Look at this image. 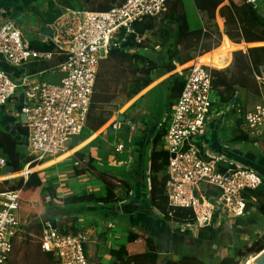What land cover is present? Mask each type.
I'll use <instances>...</instances> for the list:
<instances>
[{
  "label": "crops",
  "instance_id": "1",
  "mask_svg": "<svg viewBox=\"0 0 264 264\" xmlns=\"http://www.w3.org/2000/svg\"><path fill=\"white\" fill-rule=\"evenodd\" d=\"M124 1L0 0V23L12 20L27 39L40 40L49 35L50 30L45 28H49L65 9L103 11L101 9L113 8ZM212 1L200 0L205 6L201 10L195 0H168L161 17L153 22L154 29L146 30L141 35L143 47L139 51L152 58L169 53L174 58L190 56L194 59L201 56L210 69H228L227 76L231 72L238 73L239 67L233 64V54L241 51L248 67L252 69L248 51L264 46V39L260 38L259 33L262 26L251 29L232 22L230 2L238 5L240 0H222L214 12H211ZM246 2L256 8L264 20V0ZM174 15L185 17V25L181 30V23L166 20ZM166 26L169 30L167 33L170 34L163 32ZM227 27L231 28L234 36L238 33L235 38L228 37ZM208 48L211 50L203 53ZM129 51L135 53L137 50ZM174 64V70L161 76L156 75L159 70H153V82L133 98L134 102L130 106L129 103L123 104L117 110H111L107 127L103 126L98 132L82 130L75 136L78 138L77 143L70 145L69 141L63 154L48 157L34 163L32 167L24 166L20 174L7 170L3 174L2 170L6 165L0 167V191L5 187V184L1 186L4 181L9 184L6 190H11L14 181L18 179L16 176H19L18 180L22 179V183L26 182L27 179L22 175L28 171L29 174L36 173L43 186L42 190L34 186L18 188L21 189L24 204L17 213L18 227L13 237L12 256H9L7 264H26L27 258L30 264H56L53 255L41 248V232L38 227L41 220L53 215L56 216L55 220L67 217L72 219L73 227L86 234L84 253L88 264H119L112 251L123 247L128 256L142 254L150 249L148 241L158 255L156 264L186 258L189 259V264L191 261L197 264H218L224 258L233 257L237 248L260 239L264 233V183L261 185L263 191L259 193V198L252 194L253 190L243 192L247 209L242 217L227 219L220 211L215 214L211 225L196 228L191 224L192 221L181 219L183 210H180L177 219L167 216V162L162 164V157L157 156L159 152L163 155L167 152L163 145L164 135L157 142H154V137L156 132L161 131L162 125L167 126L166 118L179 95L178 91H169L172 81L176 76L184 79L191 60L184 64L174 60ZM35 67L36 64L31 62L14 68L0 56V68L5 69L14 79L26 75L32 81H44L41 80L43 78L51 81H44L50 84L60 82L63 75L61 72L52 70L51 67L35 72ZM253 75L258 93L235 84L239 96L234 105L222 102L216 90L212 89L213 113L199 136L197 145L200 157H216L221 168L245 167L264 177V136L258 140L250 139L243 129L245 113L256 104H264V87L257 83L256 73L253 72ZM157 88L161 89L159 98L155 100L158 108L162 109L160 113L154 114L157 108H152L150 101L146 105L148 112L137 107L138 103ZM10 101L15 103L10 102L12 105L0 108V132L11 133L22 142L23 132L14 129L16 117L21 118L17 115L19 99L15 100L13 97ZM121 116L123 119L119 120ZM116 121L119 122V127L115 130L112 123ZM19 148L27 155L23 145ZM77 151H83L96 159L107 173L108 181L113 186L115 201L108 204H64V198L69 196L105 194V185L97 173L85 171L77 174L74 165V154ZM1 158L3 156L0 150ZM213 190L218 191L215 188ZM130 234L139 236L129 240Z\"/></svg>",
  "mask_w": 264,
  "mask_h": 264
},
{
  "label": "built area",
  "instance_id": "2",
  "mask_svg": "<svg viewBox=\"0 0 264 264\" xmlns=\"http://www.w3.org/2000/svg\"><path fill=\"white\" fill-rule=\"evenodd\" d=\"M167 1L125 0L106 11L65 9L49 25L50 34L34 40L50 46L49 50L33 48L14 21L0 23V56L9 66L20 68L65 56L50 68L63 74L58 84L32 81L26 75L14 79L0 68V108L22 95L17 115L24 118L16 117L14 129L23 131L22 145L30 157L25 166L66 151L69 138L79 135L86 126L101 62L112 49L121 47L128 34H135V41L141 42L133 23L161 17ZM261 71L255 78L264 87V59ZM211 93V69L197 56L186 70L183 87L166 118L163 136L168 155L167 216L171 218L175 208H190L194 217L191 224L196 228L211 225L220 211L227 219L242 217L247 209L243 192L264 183V177L252 169L221 168L216 157H200L199 136L213 113ZM118 127V121L112 123L113 129ZM243 129L250 139L264 136V104H256L245 113ZM3 166L5 159L1 158L0 167ZM28 175L29 171L22 176L27 179ZM209 188L217 189L219 195L207 196ZM20 207L21 189L0 192V264H7L12 252ZM40 225L41 248L53 254L56 264H88L85 233L61 232L49 219L41 220Z\"/></svg>",
  "mask_w": 264,
  "mask_h": 264
},
{
  "label": "trees",
  "instance_id": "3",
  "mask_svg": "<svg viewBox=\"0 0 264 264\" xmlns=\"http://www.w3.org/2000/svg\"><path fill=\"white\" fill-rule=\"evenodd\" d=\"M72 1V0H70ZM197 6L203 10L205 6H203L200 3V0H195ZM222 2V0H213L210 4L213 8L211 12H214V9ZM240 4H234L232 1L230 2V8H231V16H232V22L235 24H239L240 26H246L248 28L254 29L258 26H262V30H259L260 38L264 39V20L261 19V16L259 15V12L256 8H254L250 3L246 2V0H240ZM103 11L109 10L107 8L101 9ZM158 18H147L140 22H134L133 23V29L134 33L141 36L144 34L146 30H153L154 29V20ZM177 21L178 23H181L179 26V29L185 25V17L184 16H171L167 17V21ZM231 28L227 27L226 34L230 39H233L237 36L238 33L235 34V36L232 34ZM179 30V31H180ZM169 31L167 29V26L164 28L163 32ZM170 34V33H167ZM167 34L165 36H167ZM164 36V37H165ZM135 34H128L125 42L121 44V47L118 49H112L108 57L106 59H116L118 61H124L129 60V63H131L133 67V71L135 74H138L137 77L134 78V80L131 82L129 86V92H128V100H130L132 97L139 94L143 89L148 87L154 80L152 71L159 68V72L156 74L158 76L164 75L166 73L171 72L175 69L174 60L178 62L179 64H184L186 62H189L192 60V57L187 56L184 58H174L170 55L159 57L157 55V58L147 57L146 53L139 51L140 48L143 47V42H136ZM218 45V44H217ZM31 46L33 48L39 49V50H49L51 49L50 46L40 44L39 42H36L34 40L31 41ZM135 49V53H130L129 50ZM211 48H208L203 53L209 52ZM201 53V55L203 54ZM248 57L250 60V63L252 65V69H250L247 65V60L244 54L241 51L235 52L233 54V64L235 66L239 67L238 73H230V76H227V73L229 72L228 69L225 70H215L211 69L212 74V89L216 90V92L219 95V98L222 102L228 104L230 100L234 97L237 89L234 87L235 84L238 86L245 88L246 90H249L253 93H258V88L254 82L253 72L256 74H262L261 66L264 59V46L254 47L251 48L248 51ZM65 58V56H59L56 57L52 61H35L34 64H36L35 72L46 70L49 67L54 66L56 63L62 61ZM105 59V60H106ZM103 60V61H105ZM102 61V62H103ZM101 62V64H102ZM49 63L51 64L49 66ZM141 63V65H139ZM100 64V65H101ZM99 69L97 72L96 82L97 78L99 77ZM184 84V79L181 76H176L172 81V86L169 88V91H178L180 93L182 87ZM96 86V83H95ZM95 86L94 91L91 98V103L88 111L87 116V127L89 131L96 132L98 129H100L109 119L110 113H108V116H98L95 113V107L94 103V93H95ZM18 108L20 106L18 105ZM161 131L156 132L157 134L154 137V142L159 141L160 137L164 135L166 131V126L162 125ZM128 130V129H127ZM21 132H23L21 130ZM163 133V134H161ZM22 142H19L11 133L6 132H0V150L1 155L5 159V165L8 167V171L13 173L21 172L24 166L27 162L30 161V157H28L20 148L19 146L22 145ZM154 155V154H153ZM158 157H162V164H166L168 160V155H163L162 152L157 153ZM164 156V158H163ZM75 161L77 162V165H75L77 174H81L85 171H92L97 173L98 177L102 180V182L105 185V194L104 195H96V194H85L80 196H69L64 198V204L73 205L77 203H100V204H108L109 202H113L114 200V193H113V186L111 185V182L108 181V175L105 171L102 170V167H100L93 157L86 155L83 151H77L74 154ZM30 166H34V163H31ZM223 170V169H221ZM22 179L18 181L16 185H14L11 190L18 189L20 186L24 187H38L43 189L42 183L40 182L39 178L37 177L36 173H31L28 175V178L26 182L22 183ZM8 184L7 181H4L2 185ZM6 190V189H5ZM4 190L2 189L3 192ZM261 191L263 189L258 187L257 189L252 191V194L259 198V193L261 194ZM208 195H219V191H214L212 189H208L206 192ZM167 211L169 210L168 202H167ZM180 210H183V214L180 216L179 212ZM180 216L183 220L193 221V213L190 208H175L173 210V214L171 218H176ZM55 215L50 216V221L53 222L54 226H56L61 232L64 233H77L78 231L73 227V220L70 218H61L60 220H55ZM180 219V220H181ZM39 224H37L38 226ZM40 232H41V225ZM137 236V234H130L129 240H134ZM149 244V250L145 253L138 254V255H132L128 256L124 250L123 247H121L117 251H112V255L115 256V258H118L119 264H156L158 260V255L153 251V246L150 241H148ZM264 249V241L261 239H257L255 242H253L250 245H244L243 247L237 248L235 251V254L233 257H227L222 259L218 264H239L240 259L256 255L260 251ZM125 252V253H124ZM51 255H53L51 252H48ZM120 255H124V257H121ZM54 257V256H53ZM237 258V260H236ZM189 259H182L180 261H173L168 262L167 264H189ZM190 264H197L195 261H191Z\"/></svg>",
  "mask_w": 264,
  "mask_h": 264
},
{
  "label": "rangeland",
  "instance_id": "4",
  "mask_svg": "<svg viewBox=\"0 0 264 264\" xmlns=\"http://www.w3.org/2000/svg\"><path fill=\"white\" fill-rule=\"evenodd\" d=\"M154 58L156 59L157 56H154ZM131 63H129V60L118 61L116 59H106L100 65L99 77L97 78L94 99H93L95 100V103H94L95 113L98 116L106 117L108 116V113L111 110H114V109L117 110L118 106H123V104L126 105L128 103L130 106V104L134 102L133 98L135 96L132 97L130 100L127 99L128 98L127 95L129 92V86L131 82L134 80V78L137 77L138 75L134 73ZM139 65H141V63H139ZM159 68L156 69V72L159 70ZM41 80L51 82L43 78ZM160 90H161L160 88H157L156 90H154L148 97L144 98L140 104L138 103L137 107L141 109H145V111L148 112L149 111L148 106L146 105L148 104V101H150L151 107L154 109L157 108L154 114L157 115L158 113H160L162 109L158 108V105L156 104V101H155L157 98H159L158 95L160 93ZM10 102L12 104L15 103V101H9L7 104H11ZM13 110L15 111L16 109L14 108ZM107 123L108 121L103 126L107 127L106 126ZM83 130H84L83 132H89L87 123ZM99 130L100 129H98V131ZM106 130H108V128H106ZM69 141H70V145H74L75 143H77L78 138L75 136L70 137ZM22 151L24 152L23 149ZM18 174H20V172H18ZM16 177L20 179L19 176H16ZM18 179L14 181V185L18 183L19 181ZM8 186L9 184H6L4 188L6 189ZM4 188L2 189L5 190ZM202 188L204 187L202 186ZM23 204L24 202L21 197V205ZM10 256H12V253L10 254ZM254 256L255 255H251V256L240 259L239 264H247L250 257H254ZM12 264H14V262H12ZM26 264H30V262L28 261V258L26 260Z\"/></svg>",
  "mask_w": 264,
  "mask_h": 264
},
{
  "label": "water",
  "instance_id": "5",
  "mask_svg": "<svg viewBox=\"0 0 264 264\" xmlns=\"http://www.w3.org/2000/svg\"><path fill=\"white\" fill-rule=\"evenodd\" d=\"M45 30H49V28L47 27L45 28ZM238 96H239V93H236V95L231 99L230 101L231 105L235 104ZM18 102L19 104L22 102V95H20ZM21 118L23 119L24 116L22 115ZM122 119H123V116H121L119 120H122ZM6 170L8 171L7 167H4L2 170V173L5 174ZM260 239L264 241V233L260 236ZM252 264H264V249L254 256V261L252 262Z\"/></svg>",
  "mask_w": 264,
  "mask_h": 264
},
{
  "label": "bare ground",
  "instance_id": "6",
  "mask_svg": "<svg viewBox=\"0 0 264 264\" xmlns=\"http://www.w3.org/2000/svg\"><path fill=\"white\" fill-rule=\"evenodd\" d=\"M253 261H254V257H250L247 264H249V262H250V264H252Z\"/></svg>",
  "mask_w": 264,
  "mask_h": 264
}]
</instances>
